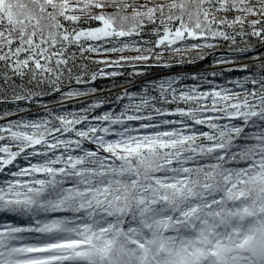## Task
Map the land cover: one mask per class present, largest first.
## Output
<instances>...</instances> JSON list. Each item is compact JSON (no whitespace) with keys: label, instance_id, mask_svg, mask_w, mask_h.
<instances>
[{"label":"snow or ice","instance_id":"obj_1","mask_svg":"<svg viewBox=\"0 0 264 264\" xmlns=\"http://www.w3.org/2000/svg\"><path fill=\"white\" fill-rule=\"evenodd\" d=\"M0 264H264V0H0Z\"/></svg>","mask_w":264,"mask_h":264},{"label":"trees","instance_id":"obj_2","mask_svg":"<svg viewBox=\"0 0 264 264\" xmlns=\"http://www.w3.org/2000/svg\"><path fill=\"white\" fill-rule=\"evenodd\" d=\"M202 67H207V65L204 64V65H202ZM167 71H169V70H167V69H164V70L156 69V70H154V74L157 75V76H159V75L164 74ZM172 71L178 72V71H180V69L179 68H176V69H173ZM236 75H239V73H236ZM109 83H110L109 81H103L102 82V86H105L106 87V86L109 85Z\"/></svg>","mask_w":264,"mask_h":264}]
</instances>
